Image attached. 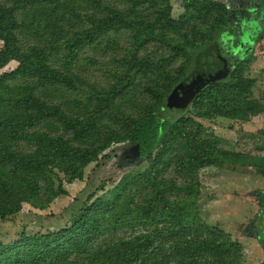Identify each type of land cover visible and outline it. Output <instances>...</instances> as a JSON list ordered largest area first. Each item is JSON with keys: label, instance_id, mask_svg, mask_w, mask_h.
I'll list each match as a JSON object with an SVG mask.
<instances>
[{"label": "rangeland", "instance_id": "obj_1", "mask_svg": "<svg viewBox=\"0 0 264 264\" xmlns=\"http://www.w3.org/2000/svg\"><path fill=\"white\" fill-rule=\"evenodd\" d=\"M0 5L13 11L23 52L41 49L67 80L42 95L62 117L36 125L32 142L13 147L50 162L49 168L31 172L0 158V213L14 215L0 221V264H35L26 257L35 251L22 233L68 228L100 187L88 205L90 245L59 256L60 264H102L147 240L152 246L144 252L153 258L144 264H264V40L227 84L214 86L185 112L166 105L164 117L182 123L153 160L141 159L128 140L158 95L183 77L189 64L183 48L211 43L216 29L227 31L233 10L254 23L264 0H197L191 8L183 0ZM91 33L84 45L70 48L77 36ZM4 47L0 40V53ZM18 66L0 61V77ZM52 143L65 152L52 155ZM79 151L98 153L81 175L71 159Z\"/></svg>", "mask_w": 264, "mask_h": 264}, {"label": "trees", "instance_id": "obj_2", "mask_svg": "<svg viewBox=\"0 0 264 264\" xmlns=\"http://www.w3.org/2000/svg\"><path fill=\"white\" fill-rule=\"evenodd\" d=\"M41 1L46 0H28L31 6L40 4ZM250 1L259 2V0ZM194 2H197V0H183L187 8H191ZM55 3H58V8L60 3ZM241 14L233 10L226 15V20L230 26L237 28L242 26L244 19L239 18ZM15 30L13 11L0 5V40L5 43L4 51L0 53L1 66L10 61H19V66L16 70L0 77V158L16 160L24 170L42 173L49 168L50 162L39 161V159L33 160L34 158L28 157L30 155L27 154H16V150H13V147L16 142L26 139L32 142L30 131L36 125L62 117L58 111L51 109L56 107L50 106L42 100V95L65 84L67 82L65 79L66 74L61 72L59 68H52L49 62L51 58L41 49L34 53L31 51L32 53L29 55L24 53L14 32ZM225 32L226 29H216L213 32L211 43L202 44L198 47L186 46L183 48L189 58V64L184 71L183 77L177 81L175 80L169 89L158 95L155 107L142 120L135 123L130 132L128 140L137 146L138 156L141 159L153 160L160 149L163 147L166 149L170 145L174 135L180 129L182 121L179 118L171 120L164 117L165 112H167L166 105H173L177 110L185 112L194 101L206 94L211 88L219 84L228 83L230 78L209 85L198 96L193 97L185 107L176 99L179 86L188 78L194 79L196 70L201 64V58L205 57L204 61L208 59L207 55L210 51V45ZM95 34L77 36L70 43V48L75 50L77 47L84 45ZM263 38L264 36L259 39ZM62 67L66 69L67 66L62 64ZM10 131L13 134H10ZM43 144L47 145L49 143L44 141ZM51 145L53 148L52 155L57 153L60 155L65 152L63 145L58 143H52ZM71 159L78 165L77 175H81L82 169L98 161V153L79 151L74 153ZM261 173L264 176V171H261ZM101 190V187L98 188L86 198L84 202L85 214L72 221L68 228L53 231L45 230L34 234L23 232L21 238L25 241L27 247L35 251L33 254L26 256L28 260L35 264H48L47 259L54 258L55 264H60L59 256L70 253L71 250H76L77 248L88 247L93 238L92 235L87 234L91 227L88 205ZM259 193L264 195V192ZM12 217H14L12 212L0 213V221L2 222L10 220ZM81 228L84 230L82 233L78 232ZM177 228L178 226L170 227V229ZM261 242H264V240L261 239ZM71 245L74 246L71 247ZM231 245L240 247V244L236 242H231ZM151 246V240L143 242L138 247L133 245L132 250L124 254L123 258H120L121 254H119L114 256L116 257L114 259L113 257L103 259L102 264H138L140 262L144 264L145 258H153L152 253L144 252ZM3 251L4 248L0 236V254ZM153 252H156V250Z\"/></svg>", "mask_w": 264, "mask_h": 264}, {"label": "flooded vegetation", "instance_id": "obj_3", "mask_svg": "<svg viewBox=\"0 0 264 264\" xmlns=\"http://www.w3.org/2000/svg\"><path fill=\"white\" fill-rule=\"evenodd\" d=\"M262 36H264V12L254 23L244 20L240 28L230 26L210 45L208 59L204 61L205 57L201 58V64L193 79L194 97L209 85L231 78L253 55L256 45L264 40V38L259 39Z\"/></svg>", "mask_w": 264, "mask_h": 264}, {"label": "water", "instance_id": "obj_4", "mask_svg": "<svg viewBox=\"0 0 264 264\" xmlns=\"http://www.w3.org/2000/svg\"><path fill=\"white\" fill-rule=\"evenodd\" d=\"M193 85H194L193 79L191 80L188 78L179 86L176 99L178 102L181 103L183 107H185L195 95V91H193L192 89Z\"/></svg>", "mask_w": 264, "mask_h": 264}]
</instances>
